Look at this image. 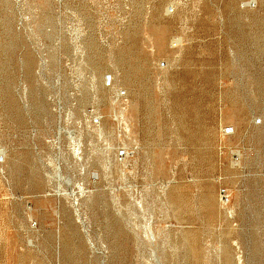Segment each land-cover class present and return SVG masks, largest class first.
Instances as JSON below:
<instances>
[{"label": "rangeland", "instance_id": "rangeland-1", "mask_svg": "<svg viewBox=\"0 0 264 264\" xmlns=\"http://www.w3.org/2000/svg\"><path fill=\"white\" fill-rule=\"evenodd\" d=\"M0 264H264V0H0Z\"/></svg>", "mask_w": 264, "mask_h": 264}, {"label": "bare ground", "instance_id": "bare-ground-1", "mask_svg": "<svg viewBox=\"0 0 264 264\" xmlns=\"http://www.w3.org/2000/svg\"><path fill=\"white\" fill-rule=\"evenodd\" d=\"M111 6V5H110ZM101 12V11H100ZM148 32V31H147ZM150 41V40H149ZM90 45V44H89ZM133 46V45H132ZM155 47V46H154ZM140 48V47H139ZM95 49V48H94ZM138 50V49H137ZM141 50V49H140ZM113 52V51H112ZM136 53V52H135ZM111 58H113V57H111ZM110 64V63H109ZM116 65V64H115ZM117 66V65H116ZM114 70V69H113ZM126 73V72H125ZM161 80V79H160ZM188 80V79H187ZM105 81V80H104ZM161 82V81H160ZM161 84V83H160ZM166 85V84H165ZM159 87H161V86H159ZM122 88V87H121ZM115 90V89H114ZM119 91V90H118ZM121 102V101H120ZM122 103V102H121ZM194 108V107H193ZM197 110V109H196ZM97 111V110H96ZM195 111V110H194ZM104 112H106V110L104 111ZM114 112V111H113ZM97 113V112H96ZM99 114V113H98ZM108 114V113H107ZM96 115V114H95ZM130 115V114H129ZM128 115V116H129ZM103 116H104V114H103ZM101 117V116H100ZM129 118V117H128ZM102 121V120H101ZM101 123V122H100ZM134 124V123H133ZM126 126V125H125ZM102 129V128H101ZM112 131V130H111ZM114 131V130H113ZM115 134V133H114ZM99 136V135H98ZM114 136V135H113ZM111 138V137H110ZM109 139V138H108ZM118 139V138H117ZM140 142V141H139ZM106 143V142H105ZM135 145V144H134ZM157 146V145H156ZM108 147V146H107ZM141 148V147H140ZM115 150V149H114ZM141 150V149H140ZM159 151V150H158ZM146 152V151H145ZM109 156V155H108ZM111 156V155H110ZM142 157V156H141ZM145 157H147V156H145ZM108 159V158H107ZM108 161V160H107ZM148 162V161H147ZM122 175V174H121ZM131 176V175H130ZM132 177V176H131ZM172 177V176H171ZM138 178V177H137ZM140 178V177H139ZM170 178V177H169ZM134 179V178H133ZM151 179V178H150ZM120 180H122V179H120ZM169 180V179H168ZM128 181V180H127ZM161 182V181H160ZM123 183V182H122ZM128 184V183H127ZM163 184V183H162ZM131 185V184H130ZM138 185V184H137ZM168 185V184H167ZM124 186V185H123ZM166 188V187H165ZM163 190V189H162ZM164 191V190H163ZM129 195V194H128ZM137 195V194H136ZM158 196V195H157ZM138 197V196H137ZM156 197V196H155ZM130 198V197H129ZM157 198V197H156ZM160 198V197H159ZM137 199V198H136ZM157 200V199H156ZM130 203H131V201H130ZM153 204V203H152ZM136 205V204H135ZM163 205V204H162ZM145 206V205H144ZM128 207H130V206H128ZM153 207V206H152ZM151 208V207H150ZM183 209V208H182ZM118 213V212H117ZM119 214V213H118ZM129 218V217H128ZM131 220H132V218H131ZM135 223V222H134ZM145 224V223H144ZM127 225V224H126ZM130 226V225H129Z\"/></svg>", "mask_w": 264, "mask_h": 264}]
</instances>
